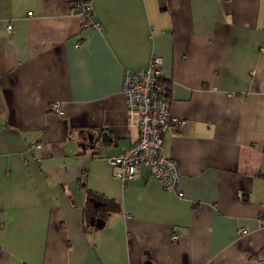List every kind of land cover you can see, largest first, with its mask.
<instances>
[{"label":"crops","instance_id":"crops-1","mask_svg":"<svg viewBox=\"0 0 264 264\" xmlns=\"http://www.w3.org/2000/svg\"><path fill=\"white\" fill-rule=\"evenodd\" d=\"M71 1L0 0V264H264V0H89L101 30ZM152 56L187 122L160 149L181 197L106 161L138 138L124 73Z\"/></svg>","mask_w":264,"mask_h":264},{"label":"built area","instance_id":"built-area-1","mask_svg":"<svg viewBox=\"0 0 264 264\" xmlns=\"http://www.w3.org/2000/svg\"><path fill=\"white\" fill-rule=\"evenodd\" d=\"M89 0H72L68 5L69 13L81 19L82 28L101 30L100 23L92 16V7ZM31 15V13H28ZM11 25L7 26L10 31ZM264 52V49H262ZM161 58L152 56L147 68L124 73L123 93L126 98L128 120L137 127L138 138L132 147L118 156H109L106 159L109 167L114 169L113 177L121 183L134 181L140 165H147L151 169L152 177L159 180L166 191L176 192L181 197L182 192L177 190L179 181L178 166L173 159L160 155L162 137L169 126L176 124L183 128L185 120L175 119L170 114L169 100L166 95V86L163 84L161 73ZM50 110L62 114L61 104L53 103ZM41 144H31L30 149L37 150ZM264 228V216L259 215ZM241 228L238 234H245ZM177 238V236H173Z\"/></svg>","mask_w":264,"mask_h":264},{"label":"water","instance_id":"water-1","mask_svg":"<svg viewBox=\"0 0 264 264\" xmlns=\"http://www.w3.org/2000/svg\"><path fill=\"white\" fill-rule=\"evenodd\" d=\"M108 139H110V138L108 137V134H106V133H102V135H101V141L104 142L105 140H108ZM91 201H92V203H93V205H94L95 207L100 206V204H99L98 202H96L95 200L91 199ZM89 224H90L91 226H94L95 228L101 229V227H102L103 224H104V219L101 218V217H100V218H97V217H95V216H90Z\"/></svg>","mask_w":264,"mask_h":264},{"label":"trees","instance_id":"trees-1","mask_svg":"<svg viewBox=\"0 0 264 264\" xmlns=\"http://www.w3.org/2000/svg\"><path fill=\"white\" fill-rule=\"evenodd\" d=\"M166 88V87H165Z\"/></svg>","mask_w":264,"mask_h":264}]
</instances>
